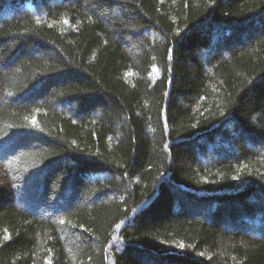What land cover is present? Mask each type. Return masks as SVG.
Listing matches in <instances>:
<instances>
[{
	"label": "trees",
	"instance_id": "obj_1",
	"mask_svg": "<svg viewBox=\"0 0 264 264\" xmlns=\"http://www.w3.org/2000/svg\"><path fill=\"white\" fill-rule=\"evenodd\" d=\"M0 264H264V0H0Z\"/></svg>",
	"mask_w": 264,
	"mask_h": 264
}]
</instances>
